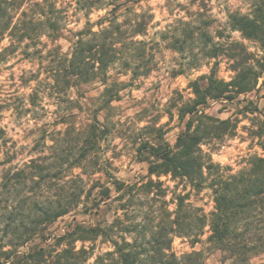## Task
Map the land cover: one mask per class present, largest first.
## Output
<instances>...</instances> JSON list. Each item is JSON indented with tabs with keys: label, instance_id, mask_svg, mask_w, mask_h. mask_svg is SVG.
<instances>
[{
	"label": "trees",
	"instance_id": "16d2710c",
	"mask_svg": "<svg viewBox=\"0 0 264 264\" xmlns=\"http://www.w3.org/2000/svg\"><path fill=\"white\" fill-rule=\"evenodd\" d=\"M139 3L140 0H76L74 11L83 10L86 15L109 9L97 20L87 19L82 28L73 30L68 27L71 20L67 9L57 7L52 1L0 0V61L17 50L31 57L50 45L44 76L39 77V70L24 71L19 76L18 86L29 91L0 98V114L12 108L18 117L27 116L35 113L45 98L64 96L71 102V91L77 92L92 83L103 86L102 106L118 99L123 82L111 79V69L118 66L123 74L130 73V79L151 70L145 51L151 15L138 9ZM121 7L125 14L122 19L117 14ZM196 14L201 15V12L196 11ZM227 20L230 29L238 31L242 39L257 44L259 53L248 51L242 42L234 39L213 41L208 32L193 26L191 20H180L182 26L178 34L163 36L167 47L181 53L186 50L188 57L185 69L172 74L176 76L186 69H195L203 62L213 61V65L209 73L188 82L192 96L175 105L183 129L174 144L161 140L144 142L140 147L147 160L149 179L141 185L146 194L162 185L160 176H169L195 190L208 187L212 210L206 214L201 208L191 207L184 202L187 195L178 194L174 198V209L157 215L154 224L135 223L125 227L124 233L129 239L124 234L118 239L112 237L114 222L120 220L116 217L104 227L75 224L56 237L53 247L32 246L21 251L19 248L46 225L78 206L83 196L90 195V189L85 190L82 175L99 171L98 161L93 158L104 130L95 117L86 127L76 128L67 121L73 115L68 112L61 117L66 129L59 145L56 140V146H49V153L41 151L29 155L3 170L0 264H203L202 250L176 255L171 244L178 236L188 239L193 246L205 227L206 242L210 248L221 252L222 264H264V261H253L264 255V119L258 120L252 133L263 153L251 156L238 171L231 172L214 163L201 147L208 141L222 142L234 136L237 127L236 121L230 118L208 115L204 110L208 101L232 100L252 91L259 78L264 81V0H250L244 12L229 11ZM60 38L70 43L66 52L56 43ZM3 41L7 43L2 45ZM219 57L226 58L233 73L227 81L216 75ZM40 109L43 110V106ZM70 131L74 132L72 138L68 136ZM9 142L6 127L0 124V156H4L0 161L4 163L15 158L13 144ZM75 169L81 172L74 173ZM111 183L114 191L119 192V199L128 195L119 205L125 212L133 185L117 179ZM110 192L109 187H101L99 194L109 198ZM98 236L107 238L111 249L94 255L89 262L92 248L82 244L76 249L74 243L93 241Z\"/></svg>",
	"mask_w": 264,
	"mask_h": 264
},
{
	"label": "rangeland",
	"instance_id": "374dc122",
	"mask_svg": "<svg viewBox=\"0 0 264 264\" xmlns=\"http://www.w3.org/2000/svg\"><path fill=\"white\" fill-rule=\"evenodd\" d=\"M47 1L67 9L71 20L68 27L73 30L82 28L87 19L91 22L97 20L109 9L91 11L86 15L83 10L74 11L76 0ZM249 2L250 0H140L138 9H143L151 15L145 36L148 42L145 47L146 60L149 61L151 70L146 75L130 79V73L123 74L118 66L111 69V79L123 82L118 99L111 101L106 107L102 106L100 92L103 86L92 83L77 92L71 91V102L64 96L59 99L45 98L39 104L40 108L43 106V110L37 108L35 113L30 112L27 116L18 117L12 108L0 114V124L6 127L9 144H13L15 153L13 161H0V180L6 167L41 151L49 153V146H54L56 140L59 145L66 129L61 117L68 112L73 115L67 121L72 122L74 127L84 128L95 117L100 128L104 130L93 158V161H98L99 171L82 175L85 190L90 189V195L83 196L78 206L46 225L43 231L19 248L21 251L32 246L53 247L56 237L70 230L75 224L104 227L113 223L116 217L120 220L119 223L114 222L112 237L118 239L120 235H125V227L135 223L154 224L157 215L163 214L165 210L172 211L174 198L178 194H186L184 202L191 207L201 208L206 214L212 210V194L208 187L195 190L184 181L172 180L169 176H160L162 185L153 187L152 191L146 194L141 185L149 179L147 160H144V152L140 147L144 142L156 143L161 140L170 145L174 144L176 136L183 129V122L176 115V106L192 96L188 82L209 73L213 65V61L203 62L195 69H186L182 74L174 76L173 71L185 69L188 57L186 50L181 53L167 47V40L163 39V36L178 34L182 26L179 21L191 20L193 26L208 32L213 41L234 39L242 42L248 51L258 54L257 44L242 39L238 31L230 29L227 20L229 11L239 9L244 12ZM123 9L124 7H121L117 11L120 19L125 15ZM196 11H200L201 15L196 14ZM201 21H207L208 24L205 25ZM64 34L66 36L68 33ZM6 43L3 41L2 45ZM56 43L61 46L62 52H66L70 47L66 38H60ZM49 46L48 44L42 47L40 52H35L31 57L24 56L17 50L14 55L0 61V98L16 93L26 94L29 91L18 86L19 76L24 71L39 70V77L44 76L43 70L49 60ZM215 72L217 77L226 81L233 74L229 62L223 57L217 59ZM204 110L208 115L221 119L230 118L237 123L234 136L222 142L208 141L201 145L214 163L235 172L251 156L263 153L258 140L252 135L258 120L264 119L263 78L258 79L252 91L240 94L232 100H209ZM68 136L72 138L74 132L70 131ZM3 158L1 155L0 160ZM80 172L81 169L74 170V173ZM113 179L133 185L125 212L119 205L128 195L119 199V192L114 191L111 183ZM152 179L156 178L152 176ZM101 187L111 189L109 198L100 196ZM2 204L3 202H0V206ZM207 235L205 227L203 235L193 246L188 239L176 236L171 244L172 251L180 255L182 252L202 250L203 264H222L221 252L208 246ZM82 244L92 248L89 262L94 259V255L111 249L110 242L104 236H98L93 241L77 240L74 243L76 249ZM253 261H264V255Z\"/></svg>",
	"mask_w": 264,
	"mask_h": 264
}]
</instances>
